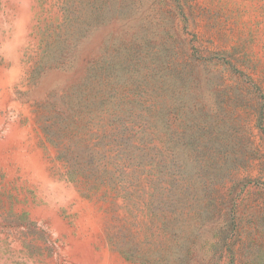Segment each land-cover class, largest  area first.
I'll return each mask as SVG.
<instances>
[{
  "label": "rangeland",
  "instance_id": "1",
  "mask_svg": "<svg viewBox=\"0 0 264 264\" xmlns=\"http://www.w3.org/2000/svg\"><path fill=\"white\" fill-rule=\"evenodd\" d=\"M0 264H264V0H0Z\"/></svg>",
  "mask_w": 264,
  "mask_h": 264
}]
</instances>
